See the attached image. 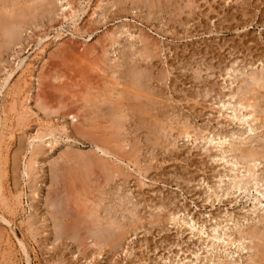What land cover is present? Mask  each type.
<instances>
[{"label":"rangeland","instance_id":"374dc122","mask_svg":"<svg viewBox=\"0 0 264 264\" xmlns=\"http://www.w3.org/2000/svg\"><path fill=\"white\" fill-rule=\"evenodd\" d=\"M68 1L76 10L72 21L68 11H61L65 1L21 3L6 13L2 8L10 4L9 0H0V16L12 13L9 17L13 19L8 30L1 28L0 19V116L4 120L0 141L7 165L0 167V264H217L218 258L221 264L251 262L253 252L241 251L251 246L248 240L230 248L228 241H216L207 235L214 234V227L233 237L237 230L259 227L255 222L264 218V210L258 208L264 209V199L257 210L253 209L256 202L252 200L257 195L254 189H250V198L247 193L234 194L229 189L230 196L207 200L205 192L212 194L218 186L225 192L231 183L229 175L232 177L241 166L229 173L232 166L225 162L232 160L231 156L220 160L221 148L204 145L201 140L194 142L193 132H210V137L226 135L224 150L229 144L245 148L263 143V129L249 132L246 124L233 119V113L216 102L228 100L249 73L261 72L262 67L264 70V0ZM22 10L23 17L19 18ZM143 48H148L146 53L151 58L142 59L139 54ZM230 67L236 71L229 78L225 73ZM25 68L28 71H23ZM115 78L118 86L113 85ZM5 80L8 85L1 89ZM132 85L140 91L135 93ZM110 88L121 91L124 104L119 109L125 112L119 115L129 117L123 122L119 119L120 127L109 120L115 104L102 102L106 94L97 98ZM87 100L92 102L88 104ZM231 102L230 107L235 99ZM13 107L20 112L31 111L19 118L11 112ZM158 114H163L164 124H156ZM182 126L191 132L189 142L179 135ZM48 129L54 130L52 136L34 141ZM102 136L112 140L110 149L118 158L103 156L94 146ZM254 137L256 145L248 142ZM33 148L39 150L38 163L34 166L36 177L29 181L22 173ZM76 155L81 157L79 163ZM81 159L86 162L81 166L84 170L78 167ZM103 161H108L107 167ZM89 163L91 170L86 168ZM112 165L117 172L112 175L114 179L107 180L104 168ZM16 195L21 196L19 206L14 203ZM118 199L126 201L125 208L137 211L143 221L130 227L125 236V230L122 233L105 222L99 228L95 218H105L104 210L109 209L116 211L114 217L120 220L124 214L128 217L126 212L120 215L118 205L122 202L119 204ZM5 202L10 209L7 204L3 206ZM95 209L97 214L93 213ZM179 210L181 216L184 213L192 218L208 234L194 231L193 235L188 227L173 223L166 226L165 221V228L149 225L151 217ZM27 222L33 224L29 231ZM122 224L129 225L128 220ZM91 225L122 248L110 244L98 255V245L93 246L98 234ZM97 237L101 239L99 244L105 243L106 237ZM17 242H22L26 255Z\"/></svg>","mask_w":264,"mask_h":264},{"label":"bare ground","instance_id":"6f19581e","mask_svg":"<svg viewBox=\"0 0 264 264\" xmlns=\"http://www.w3.org/2000/svg\"><path fill=\"white\" fill-rule=\"evenodd\" d=\"M33 1H37V0H9V5L7 6V7H3L2 9H3V11L4 12H8V11H11V9L12 8H14L15 6L17 7V5L18 4H21V3H30V2H33ZM65 1V4L64 5H61L60 7H61V11L62 12H65V11H68L67 13H68V17H70V19H71V21H72V19L76 16V10H74V8L72 7V4L68 1V0H59V2L61 3V2H64ZM102 1V0H101ZM3 2V1H2ZM44 3V2H43ZM53 3V2H52ZM158 3V2H157ZM4 4V3H3ZM150 4V3H149ZM114 6V5H113ZM154 7V6H153ZM161 7V6H160ZM48 8V7H47ZM83 8V7H82ZM97 8H99V9H101V7L100 6H97ZM16 13H17V11H16ZM49 13V12H48ZM148 13V12H147ZM23 14H24V11L22 10V11H20L19 12V14H18V16H19V18H21V17H23ZM94 14V13H93ZM48 15V14H47ZM9 16L11 17L12 16V13H9ZM9 16H0V19L2 20L1 21V23H2V25L3 26H1V28H4L5 30H8V27H9V25L11 24L12 25V21L11 20H13V19H11ZM25 16V15H24ZM49 16V15H48ZM16 18H17V15L15 16ZM33 19H35L34 17H32ZM68 19V18H67ZM75 19V18H74ZM22 20H23V18H22ZM27 20H28V18H27ZM15 21V20H14ZM31 20L29 19V22H30ZM25 22H27V21H25ZM25 22H22L23 24H20V26L21 25H24V23ZM0 23V24H1ZM19 23V22H18ZM30 23H32V22H30ZM76 26V25H75ZM21 27H23V26H21ZM26 27V26H25ZM11 28V27H10ZM123 31V30H122ZM14 32V31H13ZM1 33V32H0ZM120 33V32H119ZM124 33V32H123ZM3 34V33H2ZM11 34H12V32H11ZM10 34V35H11ZM122 33H120V35H121ZM125 34V33H124ZM9 37V36H8ZM130 37L132 38V34L130 35ZM114 39V38H113ZM8 40V39H7ZM12 40V39H11ZM18 40V39H17ZM115 40V39H114ZM114 43H116V41H113V44ZM15 44V43H14ZM16 44H18V43H16ZM15 44V45H16ZM115 45V44H114ZM132 45V44H131ZM113 46V45H112ZM145 48H146V46H144ZM127 50V49H126ZM146 51L148 50V48L147 49H145ZM143 51H144V48H143ZM146 51H144L143 53H140L139 55L142 57V59L143 60H145V59H147V57H149V58H151L150 57V53H146ZM149 51V50H148ZM136 52H138V51H136ZM142 52V51H141ZM132 54V53H131ZM40 55V54H39ZM148 58V59H149ZM140 60V59H139ZM234 61V60H233ZM232 61V62H233ZM23 62V61H22ZM21 62V63H22ZM119 62V61H118ZM122 63V62H121ZM147 63V62H146ZM23 64V63H22ZM118 64V63H117ZM120 64V63H119ZM118 64V65H119ZM149 64V63H148ZM262 64V63H261ZM128 65V64H127ZM242 65V64H241ZM20 66H21V64H20ZM113 66H114V64H113ZM109 67V66H108ZM120 67V66H119ZM116 68V67H115ZM27 68H25V69H23V71L24 70H26ZM143 69V68H142ZM27 71H28V69H27ZM139 71V70H138ZM145 71H147V70H145ZM235 71H236V69L235 68H233V67H230L229 69H227L226 70V73H225V75H227V77L229 76V78H230V76H232V74L231 73H235ZM259 71H261V70H259ZM193 72V71H192ZM104 73V72H103ZM20 74H22V73H20ZM132 74V73H131ZM240 75V74H239ZM132 76V75H131ZM55 77V76H54ZM113 77V76H112ZM9 78V76L6 78V79H8ZM27 78V77H26ZM118 78V77H117ZM134 78V77H133ZM163 78V77H162ZM121 79V78H120ZM123 79V78H122ZM121 79V80H122ZM229 80V79H228ZM128 81V80H127ZM234 81V80H233ZM232 81V82H233ZM236 81V80H235ZM8 82V80H5V81H3L2 83H1V89H3V88H5V83H7ZM140 82V81H139ZM138 82V83H139ZM231 82V83H232ZM237 82V81H236ZM23 83H25V82H23ZM120 83H118V79H116L115 78V82L113 83V85H115V86H118ZM233 84V83H232ZM8 85V84H7ZM6 85V86H7ZM26 86H27V84H25ZM136 85V84H135ZM135 85H132L131 87V89L135 92V93H138L140 90H139V88L137 87V86H135ZM241 85V87H238V89H237V91L234 93V94H232L231 96H230V98L228 99V100H220L219 99V101L218 102H216L218 105H220L221 104V109H225V111L227 112L228 110H230L232 113H233V115H231V116H233L232 118L234 119H237V120H239L241 123H244V125L246 124L248 127H249V132H254L255 133V131H257V130H259V129H263L264 130V104L261 102V101H264V70H263V67H262V71L261 72H252V73H249L247 76H246V78H243L242 80H241V83H239V85L238 86H240ZM31 86V85H30ZM128 86V85H127ZM15 87V86H14ZM112 87V86H111ZM235 87V86H234ZM141 88V87H140ZM8 89V88H7ZM16 90V89H15ZM87 90V89H86ZM12 92V91H11ZM19 92V91H18ZM232 92V91H231ZM140 93H144V92H142V90H141V92ZM8 94V93H7ZM104 94H106L105 96H104V98L102 99L101 97H103L102 95H104ZM22 95V94H21ZM28 95V94H27ZM108 95H110V96H108ZM128 95V94H127ZM111 96L112 97H115V99L113 98H111ZM122 96V94H121V91H120V93L117 91V90H115L114 88L113 89H108L107 91H103L102 93H100V95H98V97L97 98H101V100H102V102H104V103H106L107 101H109L108 102V104L111 102V104H112V106H114V104H115V106L113 107V113L111 112L110 114H111V117H110V121H111V123L112 124H114V126L115 127H120L121 126V123L123 122V120L124 119H126L128 116H126V114H123V115H119L120 114V111H122L121 112V114L123 113V112H125V111H123L122 109H119V107H123V104H122V101L124 102V99L121 97ZM137 96V95H136ZM7 97V96H6ZM15 97V96H14ZM25 97V96H24ZM81 97V96H80ZM148 97V96H147ZM229 97V96H228ZM27 98V97H26ZM226 98V97H225ZM92 99V98H91ZM95 99H96V97H95ZM235 99V102H234V104H233V106L232 107H230V105H231V101L232 100H234ZM26 100V99H25ZM97 100V99H96ZM100 100V99H99ZM29 101V100H28ZM84 101H86V100H84ZM92 102V100L90 101V100H87V103L89 104V103H91ZM96 103H98V101H95ZM27 103V102H26ZM61 103V102H60ZM87 104V105H88ZM107 104V103H106ZM110 104V105H111ZM161 104V103H160ZM263 104V106H261ZM86 105V104H85ZM3 106V105H2ZM13 106H14V104H13ZM104 106H106L105 104H104ZM19 107V106H18ZM105 108V107H104ZM24 109V108H23ZM41 109L43 110V111H45L46 110V108H45V105H42V107H41ZM87 110H88V108H86ZM92 109V108H91ZM128 109V108H127ZM221 109L219 110V112H222L221 111ZM11 110V112H14V113H17V117H19V118H23L24 116H26L27 114H28V111L30 112L31 110H29V108H28V110L27 109H24L22 112H20L16 107H13L12 109H10ZM98 110V109H97ZM96 110V111H97ZM101 110V109H100ZM99 110V111H100ZM92 111V110H91ZM90 111V112H91ZM42 112V111H41ZM47 112H49V111H47ZM88 112V111H87ZM129 112V111H128ZM170 112V111H169ZM228 113V112H227ZM52 114V113H51ZM98 114V113H97ZM93 115H94V113H93ZM103 114H101V116H102ZM149 115V114H148ZM163 115V114H162ZM162 115H160V114H158V115H156L155 116V120L157 121V123L156 124H158V123H161V124H164V122H163V120H164V118H163V116ZM221 115V114H220ZM230 115V114H229ZM35 116V115H34ZM230 116V117H231ZM75 116H73V118H74ZM222 117H225L224 116V114L222 113ZM228 117V116H227ZM8 118V117H7ZM25 118V117H24ZM29 118V117H28ZM129 118V117H128ZM127 118V119H128ZM154 118V117H153ZM226 118V117H225ZM119 119H122V122H120L119 121ZM21 120H23V119H21ZM27 121V120H26ZM28 121H29V119H28ZM16 122V121H15ZM230 122V121H229ZM239 122V123H240ZM259 122V123H258ZM4 120L1 118V116H0V134L2 135V130H3V127H4ZM110 123V124H111ZM42 124V123H41ZM39 125V124H38ZM241 125H243V124H241ZM162 126V125H161ZM160 126V127H161ZM166 126V125H165ZM164 126V127H165ZM39 127V126H38ZM163 127V126H162ZM240 127V126H239ZM247 127V128H248ZM6 128V127H5ZM191 128V127H190ZM116 129V128H115ZM145 129V128H144ZM165 129V128H164ZM11 130V129H10ZM41 130V129H40ZM107 130V129H106ZM117 130V129H116ZM172 130V129H171ZM14 131V130H13ZM39 131V130H38ZM102 131V130H101ZM241 131V130H240ZM40 132V131H39ZM53 132H54V130H51V129H48V131H46L45 133H40V134H38L35 138H34V141L35 140H42L44 137L46 138V137H48V136H52L53 135ZM160 132H162V131H160ZM159 132V133H160ZM258 132H260V131H258ZM6 133V132H5ZM165 133V132H164ZM172 133V132H171ZM237 133V132H236ZM257 133V132H256ZM167 134V133H166ZM193 134H195V136H193V137H195V139H193V141L195 142V141H197V140H201V141H203L204 142V145L205 144H209V145H214V147L215 148H221L220 150L219 149H217V150H219L218 151V154H219V156L221 157V159L220 160H222V161H224L226 158H228L229 156H231V159L232 160H226V164H230L231 166H232V168L229 170V173H231V172H235V169H233V167H237L238 165H240L241 166V169H243V173L241 172V169L240 168H238V169H236V174L235 173H233L234 175H232V177H231V175H229L230 176V178H228V179H230L229 181H231V183H230V187L227 189V190H225V192H223L222 190H224L223 188H221L220 186H218L217 188H213V191H212V194H210V193H207V192H205L206 194V199L207 200H210V198H212V196H214V199H219L220 197H224V196H230L231 195V193L229 192L231 189H232V191L234 192V194H236L237 192L239 193V192H242V194L243 193H247V195L249 194V196H248V198H250V189H254V192L257 194V195H254V200H252V201H254V202H256V203H254L253 204V209L254 210H257V205H261L263 202H262V200L261 199H264V171H262V170H264V169H262L261 170V173L260 172H258V167H259V165L262 163V160L264 161V141H263V143H262V141H261V143H259V144H257V147H245V148H243V147H240V146H238V145H234V144H229L228 145V147H226L227 149L226 150H224L223 149V147H224V145H225V143H228V141H227V136L226 135H219V134H217V135H212V137H210V132H209V134H206V135H200L201 133H199V134H196L195 132H193ZM235 134V133H234ZM242 134V133H241ZM243 134H244V132H243ZM179 135L180 136H182L183 138L182 139H187V142H189V139L192 137V135H191V132H189L188 131V128H186L185 126H182L181 127V130H179ZM231 135H233V133L231 134ZM230 135V136H231ZM235 135H239L238 133L237 134H235ZM264 135V134H263ZM4 136V135H3ZM113 136V135H112ZM167 136H168V134H167ZM258 137H259V135H257ZM5 137V136H4ZM12 137V136H11ZM111 137V136H110ZM229 137V136H228ZM239 137H241L240 135H239ZM258 137H256V139H259ZM53 138V137H52ZM118 138V137H117ZM238 138V137H237ZM245 138V137H244ZM253 138V137H252ZM263 139H264V137H262ZM96 139V138H95ZM101 141H96L95 142V144H94V146H96V147H98L101 151V154L103 153V156H104V154L105 155H110V156H113V157H115V158H118V156L113 152H111V150L112 149H110V144L112 143L111 141L112 140H104L105 138H104V136H102L101 137ZM159 139V138H158ZM231 139V138H230ZM236 139V138H235ZM251 139V138H250ZM44 140V139H43ZM98 140H99V138H98ZM259 140H261V139H259ZM2 141V140H1ZM1 141H0V167L3 165V163H5V165H6V161H5V154H4V150L2 149V147H1ZM167 141V140H166ZM252 141H256L255 140V137H254V140L252 139V140H249L248 139V142L249 143H251ZM168 142V141H167ZM166 142V143H167ZM191 142V141H190ZM233 142V141H232ZM242 142H244V143H246V141L244 140V141H242ZM253 142V143H254ZM94 143V142H93ZM114 143V142H113ZM239 143H241V142H239ZM256 143H258V142H255L254 144L256 145ZM171 144V143H170ZM114 145H115V143H114ZM155 145V144H154ZM253 145V144H252ZM255 145H253V146H255ZM6 146V145H5ZM122 147V146H121ZM5 148V147H4ZM31 148V147H30ZM214 148V149H215ZM6 149V148H5ZM98 149V150H99ZM7 150V149H6ZM128 151V150H127ZM150 153V152H149ZM39 154V150H38V148H33L32 150H31V152H30V157H29V159H28V161L26 162V164H25V167H24V173H22V174H24V177H26L27 178V180H29V181H32V180H34L35 179V177H36V169H35V164H37L38 162L36 161V157H37V155ZM69 156V155H68ZM217 157V156H216ZM7 158H8V156H7ZM77 158V155H76V157H75V159ZM81 158V157H80ZM80 158H77L76 159V161L78 160V159H80ZM114 158V159H115ZM120 158V157H119ZM83 160H84V158H82ZM81 159V160H82ZM99 159V158H98ZM109 159V158H108ZM121 159V158H120ZM71 160V159H70ZM80 160V162H81V164H79L78 165V167L80 166H85L84 165V163H86L85 161L83 162V160L81 161ZM90 160V159H89ZM88 160V158L86 159V161H89ZM113 160V159H112ZM112 160H111V162H112ZM122 160V159H121ZM155 160V159H154ZM153 160V161H154ZM5 161V162H4ZM8 161V160H7ZM72 161H74V159L72 160ZM72 161H70V162H72ZM92 161V160H91ZM9 162V161H8ZM101 162V161H100ZM104 162V164L106 165V163L108 164V161H103ZM106 162V163H105ZM110 162V163H111ZM78 163H79V160H78ZM99 163V162H98ZM131 163V162H130ZM2 164V165H1ZM75 164H77V163H75ZM100 164V163H99ZM129 164V163H128ZM138 164V163H137ZM264 163H262V165H263ZM87 165V164H86ZM89 165H90V163H89ZM92 165V164H91ZM91 165L90 166H86V168L88 167V168H90L89 170H91ZM94 165V164H93ZM139 165V164H138ZM138 165H137V167H138ZM7 166V165H6ZM95 166V165H94ZM3 167H4V165H3ZM79 167V168H80ZM82 167L80 168V169H82ZM99 167H104V165L103 164H100V166ZM106 167H107V165H106ZM105 167V168H106ZM104 168V170L105 171H107V172H111L110 174L108 173L107 174V172H106V175H103L104 177H106V179L107 180H110V178H112L113 176V174L114 173H116L117 171L116 170H118L119 171V169L118 168H116L115 169V171L116 172H114L113 171V165H112V167H110V168H108V169H110L109 171H108V169L106 170ZM113 168V169H112ZM2 169V168H1ZM100 170L102 169V168H99ZM129 169V168H128ZM226 169V168H225ZM3 170V169H2ZM82 170H84V169H82ZM121 170V169H120ZM227 170V169H226ZM228 171V170H227ZM260 171V170H259ZM84 172V171H83ZM121 172V171H120ZM240 172L242 173L241 175H240ZM88 173H89V171H88ZM221 173V172H220ZM260 173V174H259ZM218 174V173H217ZM74 175V174H73ZM117 175V174H116ZM141 175V174H140ZM222 175V174H221ZM240 175V176H239ZM76 176H77V173H76ZM87 176V175H86ZM222 176H224V174L222 175ZM228 176V177H229ZM82 177H84V176H82ZM119 177V176H118ZM123 177V176H122ZM140 177V176H139ZM216 177H217V175H216ZM219 177H221V176H219ZM227 177V176H226ZM222 178V177H221ZM221 178L219 179V184L222 182V180H221ZM105 179V180H106ZM113 179H114V177H113ZM112 179V180H113ZM116 179V178H115ZM109 181H107V183H108ZM111 182V181H110ZM93 183V182H92ZM227 183V182H226ZM224 184H225V182H224ZM227 185V184H226ZM251 185V187L249 188V186ZM115 186V185H114ZM225 186V185H224ZM223 187V186H222ZM115 188V187H114ZM207 188L208 189H211V187L210 186H208L207 185ZM227 188V187H226ZM257 188H261L262 190H259V189H257ZM2 189V188H1ZM116 189V188H115ZM230 189V190H229ZM70 190V189H69ZM96 190V189H95ZM126 190V189H125ZM212 190V189H211ZM222 192V194H219V192ZM72 192V191H71ZM20 194V193H19ZM32 194H34L35 196H37L38 197V193L37 192H32ZM131 194V193H130ZM209 194V195H208ZM15 195V194H14ZM14 195H12V196H14ZM53 195V194H52ZM117 195V194H116ZM17 196V195H16ZM34 196V197H35ZM110 196V195H109ZM118 196V195H117ZM245 196V195H244ZM15 197V196H14ZM14 197H12V198H14ZM119 197V196H118ZM20 198H21V196L20 195H18L17 196V199H16V201L17 202H14L15 204L17 203V205L19 206L20 204H21V201H20ZM117 198V197H116ZM246 198V197H245ZM253 198V197H252ZM111 199V198H110ZM128 199H130V198H128ZM133 199V198H132ZM13 200V199H12ZM11 200V201H12ZM15 200V199H14ZM74 200V199H73ZM118 200H120V199H118ZM123 200V199H122ZM122 200H120L119 201V204H121L120 202H122V205H118L119 206V209H120V212H121V214H120V212H119V214L120 215H122L123 213H128V215L131 217H129L128 215V217L130 218H128V217H126L125 216V214H124V216L122 217L123 218V220L121 219H118L116 216L114 217V213L116 214V211L114 212V213H112L111 212V209H109V207H108V209H109V211H106V210H104L105 211V218H101L99 215H95V218L97 219V222L99 221L100 222V225H99V228H101L102 227V222H105L109 227H115V228H117V229H120L119 231H122V233H123V231L125 230V232H124V236H125V233L126 234H128V229L131 227H136L135 225L137 224V223H139L140 221H142V219L140 218V217H138V214L134 211V210H129V209H126L125 208V202L124 201H122ZM131 200V199H130ZM8 201V200H7ZM6 201V202H7ZM86 201V200H85ZM103 201V200H102ZM5 202V205H3V206H5L6 207V203ZM71 202V201H70ZM3 204H4V202H2ZM8 203H9V201H8ZM51 203V202H50ZM88 203V202H87ZM111 203V202H110ZM118 203V202H117ZM130 203V202H129ZM74 204V203H73ZM124 204V205H123ZM127 204V203H126ZM137 204V203H136ZM109 205V204H108ZM107 205V206H108ZM138 205V204H137ZM7 206H8V204H7ZM95 206V205H94ZM93 206V207H94ZM103 206V205H102ZM105 206V205H104ZM52 207V206H51ZM113 207V206H112ZM111 207V208H112ZM117 207V206H116ZM115 207V208H116ZM128 207V206H127ZM165 207V206H164ZM61 208V207H60ZM114 208V207H113ZM134 208H135V206H134ZM258 208L261 210H264L263 208H260L259 206H258ZM5 209V208H4ZM7 209H10L9 208V206H8V208ZM76 209V208H75ZM85 209V208H84ZM94 209V208H93ZM99 209V208H98ZM159 209V208H158ZM161 209V208H160ZM165 209V208H164ZM258 209V210H259ZM116 210V209H115ZM78 211V210H77ZM98 210H94L93 211V213L95 212L96 214L99 212H97ZM253 211V210H252ZM12 212V211H11ZM61 212V211H60ZM10 213V212H9ZM13 213V212H12ZM79 213V212H78ZM89 213H91V212H89ZM94 213V214H95ZM118 213V212H117ZM181 213H182V211L181 210H179V211H167V213H165V214H163L161 217H159V216H153V217H151V216H149V217H151L150 218V220L152 219V221L151 222H149V225L150 226H152V227H161V226H163L164 225V221L166 222V226H167V224H170V223H173V225L174 226H178V227H180L181 228V224L182 225H184V226H186V227H188L189 229H190V231H192V232H190V234L192 233L193 235H196V234H194L195 232L194 231H196L197 232V234H202V236L203 235H205V234H208V233H205L206 231H204L203 230V226L201 225V226H198L199 224H196L197 222H195V220L193 221L192 220V218H190V219H188V216H186L184 213H183V216H181ZM253 213H254V211H253ZM62 214V213H61ZM2 216V215H1ZM51 216V215H50ZM60 216V215H59ZM67 216V215H66ZM69 216V215H68ZM89 216V215H88ZM87 216V217H88ZM93 217V216H92ZM63 218V217H62ZM257 218V217H256ZM71 219V218H70ZM82 218H80V220H81ZM94 219V218H93ZM258 219V218H257ZM92 220V219H91ZM122 221L121 223H120V221ZM124 220L125 221H127L128 220V223H129V225H124V224H122L123 222H124ZM88 221V220H87ZM94 222H95V220H94ZM99 222H98V224H99ZM143 222V221H142ZM257 222H258V224H259V227H257V228H247V229H245V230H237V232H235V236L233 237L232 236V234H230V235H228V234H226L224 231H223V234H221L219 231H218V229H220L219 227H214L213 229H212V233H214L213 235H210V234H208L207 235V237L208 236H211L212 237V239H214V240H216V241H228L229 243H230V245H227L228 247H230L231 248V246L232 245H235V244H242V242H246L247 240L249 241V244H251V246H246V247H243L242 248V250L241 251H243V250H247V251H252L253 253V255L251 256V262L249 261V262H247L246 264H264V218H260L259 217V219H258V221H256L255 222V224H257ZM26 223V222H25ZM28 223V222H27ZM32 223V222H31ZM91 223V222H90ZM89 223V224H90ZM85 224V223H84ZM33 225V224H32ZM32 225H30L29 226V223H28V226L30 227V229H28V231L29 230H31V228H32ZM61 225V224H60ZM95 225V224H94ZM198 226V228H197V226ZM9 226V225H8ZM81 226V225H80ZM92 226V225H91ZM105 226V225H104ZM255 226V225H254ZM79 227V226H78ZM93 227V226H92ZM234 227V226H233ZM238 227V226H237ZM248 227V226H247ZM80 228V227H79ZM88 228V227H87ZM93 228H95V227H93ZM92 228V229H93ZM98 228V229H99ZM113 229V230H117V229ZM140 228H143V229H145V226H139V228L138 229H140ZM164 228H165V225H164ZM76 229H77V227H76ZM89 229V228H88ZM96 229V228H95ZM98 229H96L97 230V236H101V238L103 239V237H106V241H105V243L104 244H99V241L101 240H99V237H97V236H95L94 237V239H95V244H93V246H96V245H98L97 247H99V251L100 252H98V250H97V252L99 253L98 255H101L100 253H101V250L103 249V248H105V247H109V246H111L110 244H114V246H115V243L112 241H110V239H108L109 237H107V236H104L103 235V231H101L100 229L98 230ZM241 229V228H240ZM77 230H80V229H77ZM82 230H83V228H82ZM91 230V229H90ZM112 230V231H113ZM133 230V229H132ZM221 230H227V228H222L221 227ZM34 231V230H33ZM138 231V230H137ZM31 232V231H30ZM72 232H73V230H72ZM79 232H81V231H79ZM91 232V231H90ZM194 232V233H193ZM75 233H76V231H75ZM92 233V232H91ZM91 233H90V236H92L93 237V235H91ZM93 233H95V232H93ZM119 233V232H118ZM228 233V232H227ZM37 234V233H36ZM72 234V233H71ZM111 234V233H110ZM120 234H121V232L119 233V236H120ZM33 235V234H32ZM107 235V234H106ZM34 236V235H33ZM118 235H117V237H119ZM122 236H123V234H122ZM121 236V237H122ZM69 237V236H68ZM88 237V236H87ZM200 237V236H199ZM198 237V238H199ZM226 237V238H225ZM81 238V237H80ZM123 238V237H122ZM89 239V238H88ZM93 239V240H94ZM105 239V238H104ZM81 240V239H80ZM211 240V239H210ZM15 241H17V240H15ZM73 241V240H72ZM86 241V240H85ZM118 241H120V240H118ZM79 242V241H78ZM18 243V242H17ZM22 243V242H21ZM20 242L18 243V244H20V249H22V251H23V254L24 255H26V252H25V249H24V245H22ZM53 243V242H52ZM208 243H210V242H208ZM211 245V247L214 249V246H216L215 244H210ZM221 245V244H220ZM237 246V245H236ZM113 247V246H112ZM115 247H121V245L120 246H118V245H116ZM210 246H208V248H209ZM217 248H218V246H216ZM238 247V246H237ZM122 248V247H121ZM216 248V249H217ZM116 249H118V248H116ZM228 249V248H227ZM7 251H8V249H7ZM125 251V250H124ZM213 251V250H212ZM96 252V251H95ZM95 252H93V253H95ZM96 252V253H97ZM214 252V251H213ZM220 252V251H219ZM95 253V254H96ZM247 253V252H246ZM198 254V253H197ZM212 254V253H211ZM94 255V254H93ZM226 255V254H225ZM200 256V255H199ZM90 257V256H89ZM88 257V258H89ZM93 256H92V254H91V258H92ZM225 257V256H224ZM239 257V256H238ZM200 258V257H199ZM199 258L197 257V259H196V261H198L199 260ZM203 258V257H202ZM215 258H217V257H215ZM225 258H227V256L225 257ZM232 258V257H231ZM30 259V258H29ZM221 259V258H220ZM216 260V259H215ZM5 261V260H4ZM209 262H212L213 260H211V259H209L208 260ZM223 261V260H222ZM216 262V261H215ZM236 262V261H235ZM234 262V263H235ZM9 263V262H8ZM208 263V262H207ZM206 263V264H207ZM222 262H221V260H219V258H218V260H217V264H221ZM233 263V264H234ZM26 264H29L28 263V261H27V263ZM200 264H203L202 262L200 263ZM209 264V263H208ZM212 264V263H211ZM230 264H231V261H230Z\"/></svg>","mask_w":264,"mask_h":264}]
</instances>
